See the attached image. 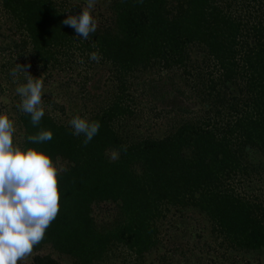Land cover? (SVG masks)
<instances>
[{"label": "trees", "instance_id": "16d2710c", "mask_svg": "<svg viewBox=\"0 0 264 264\" xmlns=\"http://www.w3.org/2000/svg\"><path fill=\"white\" fill-rule=\"evenodd\" d=\"M85 1L0 0V55L12 53L0 63L5 80L13 82L14 54L46 72L85 68L80 94L91 103L75 112L47 98L51 111L37 126L18 110L20 147L43 150L60 170V211L29 264H63L39 254L45 249L73 264H105L122 247L139 264L153 253L157 264H175L159 236L170 212L176 219L169 227L193 212L223 239L220 246L264 250V195L254 202L235 190L240 178L246 184L264 178V0H97V31L88 40L62 23ZM12 32L20 33L18 41L8 39ZM93 52L99 62L89 59ZM155 69L177 71L190 84L174 86L187 105L153 112L166 121L161 135L130 143L118 128L134 113L129 76ZM197 102L206 115L191 111ZM76 114L101 124L86 146L83 136L72 135ZM43 130L53 133L51 141L28 140ZM187 245L176 241L172 248L184 255Z\"/></svg>", "mask_w": 264, "mask_h": 264}, {"label": "rangeland", "instance_id": "374dc122", "mask_svg": "<svg viewBox=\"0 0 264 264\" xmlns=\"http://www.w3.org/2000/svg\"><path fill=\"white\" fill-rule=\"evenodd\" d=\"M71 1V0H69ZM75 1V0H73ZM87 3V0L85 1ZM84 6V3L82 4ZM86 7V5H85ZM94 13H97V5L91 10ZM5 15L3 14L0 7V34L3 33V28H5ZM6 36V33H5ZM8 39H13L18 41L20 38V33H11L8 34ZM2 37L0 36V43ZM12 54V53H10ZM4 53L0 55V63L3 57L11 59V55ZM17 54H14V60L16 66L14 71L16 75L12 76L13 82H7L3 75L0 73V113L7 114L9 118L13 121L15 127V134L13 142L15 145L20 147L22 142L18 118V107L21 103V97L17 94L16 89L18 86L25 84L27 79H36L39 78L44 82V92L45 94L42 97V106L44 107L45 112H50L51 109L48 105L47 98L52 99L54 102L61 104H66V107L72 106L76 111L77 108H81L80 111H83L84 107H89L90 102L84 103L81 96V76L86 71L82 69L81 73L73 72L70 75H64L59 69H55L52 73V70L48 72L40 69L38 66H31L29 64V59L25 58H16ZM91 65L89 66V68ZM91 68L88 71V74H92ZM103 80L109 75L106 71L102 72ZM173 76V82L170 80ZM128 78V77H127ZM129 81L133 83V87L128 92L129 95L135 99L133 104L134 113L132 116L125 118L123 121H120L118 128L121 133L125 136L128 142H135L142 137H148L152 135H161L162 128L166 125L165 119L162 117L156 118L153 112L158 111H168L170 107L167 105L178 104L187 105V101H184L177 96L176 88L182 90L185 89L184 83L185 79L179 75L177 71H159V70H150L142 73H134L129 76ZM67 83H70L67 84ZM191 89L190 84L187 86ZM107 88V87H106ZM105 88V90H106ZM80 90V91H79ZM197 91V90H196ZM195 91V92H196ZM194 92V93H195ZM199 93V92H198ZM196 93L195 95H197ZM198 97V96H196ZM82 101V103H81ZM198 103V102H197ZM135 106V107H134ZM155 107V108H153ZM153 108V109H152ZM179 109V107H174ZM191 110L196 113L198 117L206 115L201 110V104L198 103ZM151 111V112H150ZM163 112V113H164ZM52 113V112H51ZM162 113V112H159ZM162 113V114H163ZM52 114H57L56 112ZM59 115V114H58ZM77 115V114H76ZM195 115L193 119L195 118ZM163 116V115H162ZM183 116H178L176 119H179ZM212 117V115H208ZM63 118V117H60ZM190 119L192 117H189ZM64 119V118H63ZM212 120H216L213 119ZM194 121V120H193ZM197 121V120H195ZM217 121V120H216ZM243 178H240L239 183H236L235 190L237 193H241L243 196L254 202H259L257 195L263 197L264 195V178L258 180L254 178L252 184H246L243 182ZM233 183V182H232ZM260 191V192H259ZM263 199V198H261ZM99 213V209L96 210ZM173 212H170L167 216V219L163 226H160V239L161 244H166L167 249L170 250L168 256L173 260V263L180 264H244V262L249 261L250 264H264V250L258 253H249L246 254L240 251L233 249H226L225 246H220L222 238H218L216 234L209 231V223L207 220L201 217L197 213L188 212L186 215V221L181 219L176 221L178 227L172 226L169 227L168 221L174 220ZM182 222V223H179ZM175 227V228H174ZM174 228V229H173ZM200 235V236H198ZM176 241L189 242L187 245V250L184 255L181 251H175V248H172ZM194 245L196 248L193 249ZM164 249L163 251H165ZM51 253L53 257L58 259L63 264H73V261L67 257L59 256L56 253H52L49 249L41 251L39 254H48ZM34 256L31 253L29 256L25 257L24 260L19 261L20 264H29ZM135 256L131 255L125 248H115L110 252L108 258H106L105 264H139L136 262ZM155 261V262H154ZM157 253L147 255L144 257L143 264H157Z\"/></svg>", "mask_w": 264, "mask_h": 264}, {"label": "clouds", "instance_id": "9594fccd", "mask_svg": "<svg viewBox=\"0 0 264 264\" xmlns=\"http://www.w3.org/2000/svg\"><path fill=\"white\" fill-rule=\"evenodd\" d=\"M96 2L87 0L78 15H68L62 23L72 28L75 36L88 40L97 31L91 11ZM89 59L99 62L102 57L93 52ZM16 92L21 97L20 110L30 115L33 126L39 125L45 115L44 82L39 78L27 79ZM70 126L72 135L83 136L86 146L99 133L101 124L77 115ZM14 134L13 121L0 113V264H18L29 256L60 211L57 179L60 170L43 150L15 145ZM52 138L50 130H43L28 140L42 144ZM126 150L125 147L123 151ZM111 159L118 160L119 151L114 150Z\"/></svg>", "mask_w": 264, "mask_h": 264}]
</instances>
